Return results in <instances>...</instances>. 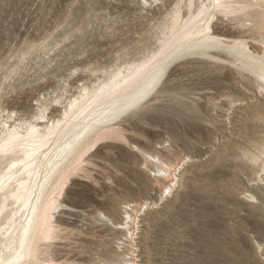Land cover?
<instances>
[{
  "label": "snow or ice",
  "instance_id": "obj_1",
  "mask_svg": "<svg viewBox=\"0 0 264 264\" xmlns=\"http://www.w3.org/2000/svg\"><path fill=\"white\" fill-rule=\"evenodd\" d=\"M9 7L10 0H0V11ZM44 7V15L31 18L23 32L0 26V193L5 200L8 199L4 187L5 172L9 183L13 177L23 175V158L18 153L28 151L24 133L31 135L36 130V122L41 120L47 128L49 120L56 127L63 123L61 116L71 119L69 112L80 99L78 92H90L98 104L104 105L108 121L105 129L112 134L101 137L92 133L84 140L78 135L77 142L69 145L71 153H65L69 157L67 162L49 182L50 189L55 186L50 196L43 190L39 197L33 193L27 207H22L16 204L15 188L10 189L16 206L8 205L9 228L15 224L17 213L27 221V226L21 222L23 235L21 237L17 232L15 240L14 229L0 228V264H71L56 253L57 245L53 242L58 234L54 227H50L49 212L67 206V198L78 195L73 190L79 188L95 190L105 198L104 205H97V208L104 222L113 227L125 226L134 201L140 207L155 211L145 213L137 221L136 229L129 227L117 244L109 246V251L89 253L88 258L78 264H264V171L260 167L255 169L261 176L260 186L258 190L248 189L252 193L246 197L250 203L244 205L246 210L253 208L258 217V224L250 225L246 230L248 242H243L241 229L235 220L233 228L225 230L226 236L221 237L208 229L198 213L185 212V195L208 192L209 188L204 177L186 175L185 157L188 153L182 156L178 151L179 139L161 132L157 142L146 131L162 129L165 122L171 123L177 116L192 111L193 102L199 103L180 91V78L187 79L183 69L200 64L214 54H219L221 64L233 63L235 66L231 55L244 50L252 62L249 71L255 74L259 66V83L245 77L249 84L243 91L231 85L225 87L221 84L219 88L208 85L211 89L208 99L219 103L221 97H226V102L220 103L219 107L229 108L232 112L229 122L238 123L241 127L245 124L250 128L255 126L264 137V54L260 49L250 50L252 40L264 46V0H246L235 5L249 11L248 19L252 23L246 33L234 31L244 25L229 18L224 11L234 5L222 3V0L193 4L191 7L199 11H193L191 15L202 23L186 39L177 37L175 41L161 39L162 26L172 19L174 5L169 0H136L135 4L116 0L107 5L97 3V0H60L59 11L52 5L51 15L47 3ZM181 7L188 8L189 5ZM102 8L109 12L115 8L136 13L135 17L129 14L125 21L126 30L121 29L127 38L117 35L116 30L111 33L115 64L107 58L106 63H101L92 51L97 47L92 16ZM149 9L151 17L148 16ZM115 41H120V44L115 46ZM41 48L52 53L47 64L42 66L45 72L35 78L36 82L31 85L32 94L26 90L21 95L23 81L18 80L17 74L28 56ZM122 65L128 67L127 75ZM207 68L212 74L221 71V65L208 64ZM101 76L108 91L105 93L101 88L98 94L94 85ZM53 77L56 78L55 83ZM25 98L28 101L26 106L23 104ZM214 106L210 105L205 113L210 124L214 122ZM200 108L203 109L204 105L200 104ZM131 134L144 136L148 143L132 141ZM120 144L135 146L145 160L156 159L166 169L160 171L145 160H138V166L144 168L145 185L150 195L138 194L135 189L124 190L122 185L121 191H116L120 184L117 175L123 174L124 169L104 154L116 152ZM260 144L258 163L264 166V139ZM42 154L51 159L48 153ZM98 159L109 166L97 163ZM44 179L48 180L47 173ZM80 181L84 183L80 184ZM155 185L160 187L158 197ZM234 187V184L227 185L213 196L224 195ZM33 200L37 201L35 208L32 207ZM4 207L0 204V224L6 218ZM139 210L137 207L138 213ZM28 212L32 216H28ZM145 220L147 226L144 225ZM197 229L204 231L197 233ZM5 231H8L7 237L4 236Z\"/></svg>",
  "mask_w": 264,
  "mask_h": 264
},
{
  "label": "rangeland",
  "instance_id": "obj_2",
  "mask_svg": "<svg viewBox=\"0 0 264 264\" xmlns=\"http://www.w3.org/2000/svg\"><path fill=\"white\" fill-rule=\"evenodd\" d=\"M129 0H126L128 3ZM170 1V0H169ZM116 0H97V3L107 5L115 3ZM49 6V15H51V6L55 5L57 10L60 9V0H10V7L6 11H0V26L11 30L24 31L25 24L33 17H41L45 12V4ZM65 6H67L65 4ZM129 14L135 17V11L129 10L117 11L115 8L111 12L107 8H102L99 12H94L92 16V23L95 25L96 39L94 41L97 47L92 51L98 56L100 61L109 59L108 53H114V44L111 33L116 30V34L122 38H127L125 32L121 29L127 28L125 21ZM107 36V38H105ZM119 42V41H118ZM120 44V43H119ZM119 44H115L118 46ZM45 54H43V52ZM52 53L45 52L43 48L28 56L27 62L22 64L19 70L18 80L23 81L20 86L21 95L27 90L28 94H32L31 85L34 84L35 78L45 72L43 65L47 64ZM227 69H222L217 74H212L204 64L189 65L188 68L182 71L187 75L185 80L180 78L182 85L180 91L186 92L189 97L198 100L199 103H192V111L187 112L181 116H177L171 123L165 122L162 129L153 128L146 131L158 142L160 133L163 132L165 136L169 134L177 137L180 141V151L183 156L185 152L187 156L191 157V162L188 163V172L186 175H199L204 177V182L208 185V192H196L185 195V212L189 214H199L208 229L216 232L219 236L225 237V230L233 228V221L241 229L243 235V242H248V230L250 225L258 224V217L255 210L249 207L247 210L244 205L249 204L243 198L245 192L251 193L248 189L258 190L256 185L251 186L249 180H252L255 175L247 166L244 157H242L241 148H248L247 141L253 139L258 135L257 127H249L245 124L241 127L238 123H230L229 117L232 112H227L228 108L219 107L220 103L226 102V97H221L219 103L208 99L211 89L208 85H214L219 88L221 84L225 87L231 85L238 90L243 86V81L238 78L234 81L233 77L226 75ZM2 71V70H0ZM219 75V79L214 77ZM52 81L55 83L56 78ZM11 84L12 82L9 81ZM204 97V99H200ZM27 99L23 100L26 106ZM200 104L204 108H200ZM210 105L213 107L212 116L214 122L209 123L208 117L205 115ZM219 107V112L216 111ZM131 140L137 143H148L142 135L131 134ZM240 147V148H239ZM110 160L120 165L124 169L123 174H118L117 179L120 184L116 186V191H121V185L124 190L135 189L139 194L143 192L144 195H150L145 185V175L142 166H138V160H142L136 156L128 146L118 145L117 151L111 154L105 153ZM97 163L109 165L102 159H98ZM254 175V176H253ZM83 184V181L79 182ZM253 183V182H252ZM234 184L235 187L231 192L224 195H215L219 193L220 189L227 185ZM107 186V185H106ZM111 189V186H107ZM157 197L159 196L160 187L154 186ZM78 195H70L67 198L66 205L73 209V212L62 215V218L68 220V226L74 230H82L84 234L92 236L90 239L81 238L76 240L80 242L82 248L79 249L82 254L74 257L76 262L83 261L88 258L89 253L99 252L100 249L109 250V246L113 245L112 235L105 232L104 228H100L95 222L96 212L99 211L97 205H104L105 198L98 195L95 190L88 191L84 188L75 189ZM155 209H150L151 213ZM145 216V214H144ZM142 216L141 218H143ZM151 219V217H149ZM147 226V220L144 221ZM204 231V229H197V233ZM75 237L74 239H76ZM83 239V241H82ZM199 239V235H197ZM240 239V237H237ZM93 240V241H92ZM86 241L95 242V245H89ZM99 251H96L97 246ZM105 249H104V248ZM70 258V257H68Z\"/></svg>",
  "mask_w": 264,
  "mask_h": 264
},
{
  "label": "bare ground",
  "instance_id": "obj_3",
  "mask_svg": "<svg viewBox=\"0 0 264 264\" xmlns=\"http://www.w3.org/2000/svg\"><path fill=\"white\" fill-rule=\"evenodd\" d=\"M169 2L174 5L173 9H171L172 19L162 26L161 39L175 41L177 37H179L180 39H186L187 35H191L192 30L199 27L200 23H202V21H198L196 16L191 15L193 11H199L198 9H193L191 6L193 4H207L210 2V0H170ZM245 2L246 0H222V3L234 5V7L226 8L224 9V11L227 13L229 18L239 20L243 23L244 27L234 29V31H237L239 33H246L250 24L252 23V21L248 19V10L242 7H235V5H240ZM128 3L135 4L136 0H129ZM185 4H188L189 7H181ZM157 15H159V13H157ZM165 15H168V13H165ZM148 16H152L151 9L148 10ZM221 30L224 31L223 28H221ZM249 39L251 40V37H249ZM119 43L120 41H115V44ZM255 49H260L261 53L264 54V46H261L255 40H252L250 44V50ZM42 52L43 54H45L44 51ZM107 56H109V59H111L113 64L116 63L115 52L108 53ZM231 60L235 62V66L233 63L223 65L221 64L219 54H214L200 64L221 65V70L227 69L226 75L232 76L234 81L238 80V78L244 80L243 86H241L240 88L238 87L239 91H243L245 85L249 84V80L245 79V77H249L251 80L259 83V66L257 65L255 74H252L249 71V66L252 64V62L248 60L247 53L244 50H239L233 53L231 55ZM100 62L106 63L107 61L104 60ZM121 67H123L124 69V74L127 75L129 71L128 67L126 65H122ZM214 78L219 79L220 77L219 75H216ZM94 86L98 94L100 93L101 88L105 90V93H107L108 91V89L105 87L103 76H101V79L97 81L96 85ZM77 95L80 97V99L77 103L72 105V108L69 112V117H71V119L61 116V120L63 121V123L58 124L56 127H53L52 121L49 120L47 128L44 127V122L41 120L36 122V130L33 131L31 135H29L28 132L24 133V136L27 138L28 151L18 153V155H21L23 158V166L21 167L23 175L13 177L11 183H9L7 173L5 172L4 187L5 191L8 192V199L5 200L3 194L0 193V204L5 205V207L3 208V212L4 217H6L3 219V223L0 224V228L9 230L14 229L12 231L14 240L16 239L17 232H20L22 237L23 229H21L20 225L21 222H23L25 226H27V221H24L23 216L17 213L15 224L12 225L11 228H9V219H11V217L8 216V205H11L12 207L16 206L12 202L13 193L10 191V189L13 187L15 188L16 195L18 196L16 204H20L22 207H27V201L33 196V193H35V195L39 197L43 190L48 192L50 196L51 192L55 191V186H52L50 189L49 182L56 175L59 168L63 167L67 162L69 157L66 156L65 153H71V148L69 147V145L77 142L78 135L81 140H84L87 139L92 133H96L101 137L104 135L112 134V132H109L105 129V124L108 123V121L105 118L106 109L104 105L98 104L95 98L92 97L90 92L88 94L78 92ZM5 111H7V109H5ZM62 111L63 110L61 109V112ZM229 111L230 110L228 108L227 112ZM73 113L75 114L73 115ZM258 135L259 136L247 141V144L249 146L248 148H241L240 150L242 153L241 156L244 157L247 166L255 175V177L252 180H249L248 183H250L249 185L251 186L256 185V188L260 186L259 182L261 181V176L259 172L255 171V169L257 167H260L261 171H264V166H260L258 163L261 156L262 147L260 141L261 139H264V137L261 136L259 130ZM53 141L54 143H52ZM50 143H52L51 147H49ZM120 145L128 146L136 156H139L142 160H145V157L137 152L135 146H129L126 144ZM42 153H48L51 156V159H48L47 156L43 155ZM185 159L187 161L185 167H187L188 163L191 162V157L186 156ZM253 161H257V163H253ZM145 163L151 164L153 168H158V170L160 171L166 170L164 169L162 163H159L156 159L150 161L145 160ZM45 173H47L48 176L47 181L44 179ZM38 179L39 185L37 184ZM156 186L157 188H159V185ZM242 194V199H245L250 203V201H248L246 197L251 195L252 193L245 192ZM58 199L60 198L58 197ZM36 206L37 201L33 200L32 207L35 208ZM137 207L140 208L139 213L137 212ZM150 209L152 208L145 209L143 207H140L138 202L134 201L132 206L130 207L131 215L124 227H113L110 223L106 224L99 211L96 212L95 222L97 225H99L100 228H104L105 232L115 235V237L112 238V243L117 244L122 238L123 234L129 231V227L134 230L136 229L137 221H139L146 212H149ZM69 212H73V209L68 206H62L59 209H56L54 212L50 211V227H54L55 232L58 234L57 239L53 242L55 245H57V255L65 261H71V264H78L74 257L82 254V252L79 250L82 247L79 246L81 245L80 242H77L76 240H80L81 238L86 239V237L90 239L93 235L89 236L88 234H84L82 230H74L73 228H70L68 226V220L62 218V215L68 214ZM27 215L32 216V213L28 212ZM4 236H8V231L4 232ZM75 237L77 238L74 239ZM86 242L89 245H95V242ZM100 247V245L97 246L95 250L99 251L98 248ZM101 250L102 249H100V251ZM105 251L109 250L106 249ZM5 252H7V249H5ZM25 253V259H27V249H25Z\"/></svg>",
  "mask_w": 264,
  "mask_h": 264
}]
</instances>
